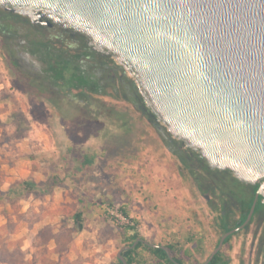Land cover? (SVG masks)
Listing matches in <instances>:
<instances>
[{
  "label": "water",
  "instance_id": "water-1",
  "mask_svg": "<svg viewBox=\"0 0 264 264\" xmlns=\"http://www.w3.org/2000/svg\"><path fill=\"white\" fill-rule=\"evenodd\" d=\"M8 9L55 19L88 34L136 70L149 106L169 132L210 166L241 181L264 179V0H0ZM264 181L247 219L252 220ZM202 264L224 248L227 237ZM118 257L128 264L122 252ZM145 242L150 243L148 240ZM172 258L170 249L163 244Z\"/></svg>",
  "mask_w": 264,
  "mask_h": 264
},
{
  "label": "rangeland",
  "instance_id": "rangeland-1",
  "mask_svg": "<svg viewBox=\"0 0 264 264\" xmlns=\"http://www.w3.org/2000/svg\"><path fill=\"white\" fill-rule=\"evenodd\" d=\"M2 15V18L6 19L4 11ZM10 20L14 21L13 29L9 30L7 37L0 36V191H5L16 179L45 178V172L53 167L52 161H60L63 149L68 143L63 133L66 132L69 143L76 145L86 128L99 125L91 122L94 110L83 106L72 108L71 103L81 99L78 90L71 93L74 100L61 101L58 95L54 94L57 90L51 87L59 81L52 77L50 72L41 73L42 76L40 73L35 74L33 70L26 68L21 60L13 61L8 55L9 44H14L21 51H26L28 43L38 40L54 41L57 46L60 38L56 36L60 31L42 26L32 27L30 22L21 16ZM66 38L69 49L79 48L75 39L69 36ZM70 70L68 71L71 72ZM108 92L106 95L93 93V96L105 110L130 117V140L126 141L122 136L116 138L113 153L104 163L103 169L91 176L81 187L79 181L69 179L50 195L30 196L17 199L13 203L6 199L0 200V247H3V240L7 244L11 239V246H14L13 243L20 244L25 251V264H50V259H58L56 254L50 252L44 256L46 251L35 248L32 244L33 238L46 225L53 226L55 231L73 227V215L79 208L86 212V229L73 234L75 239L69 251L59 258V264H116L118 251L123 246L120 227L130 223L121 212L122 206L126 204L128 210L132 206L140 209L142 203L150 196V175L146 171L141 172L139 166L126 165V161L141 160L144 163L148 161V152L162 153L163 158H167L170 171L181 175L184 187L190 189L195 206L189 211L192 214L196 212L197 217H203L202 221L209 223L210 227L212 224L217 226L215 242L221 237L222 232L218 226L222 214L221 206L217 205L216 209L210 207L207 196L196 187L189 169L164 141L163 136L168 135V128L161 123L167 130L161 133L154 123L142 116L121 94L112 88H109ZM20 131L25 133L24 137L18 135ZM76 132H79L77 136ZM124 141L125 144L121 145ZM192 167L195 168L196 163H193ZM126 170H131V173L138 171V179L125 178ZM132 186L141 195L140 202L135 198H128L127 194L123 193V189L128 193ZM104 191H108L110 195L103 196ZM112 198L115 203L111 204ZM148 208L155 212L158 205L153 203ZM129 212L138 220L137 228L144 234L140 218L132 210ZM8 216L12 221L18 222L19 228L14 234H8L2 227L8 222ZM255 227V224L250 225L249 245L253 243L251 233ZM143 234L144 238H150L148 234ZM255 243L258 244L259 239H256ZM54 246V241L48 244L49 249ZM237 249L234 251L227 247L226 253L231 258V264H251L249 246L243 250L239 247ZM206 258L205 255L201 256L194 263H203ZM0 264H3L1 259Z\"/></svg>",
  "mask_w": 264,
  "mask_h": 264
},
{
  "label": "trees",
  "instance_id": "trees-1",
  "mask_svg": "<svg viewBox=\"0 0 264 264\" xmlns=\"http://www.w3.org/2000/svg\"><path fill=\"white\" fill-rule=\"evenodd\" d=\"M5 15V18L8 19L18 17V15L10 12L5 13ZM78 77L79 80L82 79V77ZM75 78H77L76 73L73 72V75L70 77L72 83ZM89 87L90 89L88 91L84 89L81 91L79 94L81 99L71 103V106L75 109L78 106H83L94 110L92 112L91 122L94 121L99 123V125L86 128L81 135L80 142H76V145L75 143H69L70 141L67 138L66 132L63 133L68 143L63 149L60 161H52L53 167L50 171L45 172V178L40 180L33 178L16 179L5 191H0V200L6 199V201L9 200L13 203L17 199L30 196L43 197L50 195L53 194L58 186L65 185L69 179L76 182L79 181L78 183L81 187L91 176L98 174V171L103 169L104 163L106 160H109V157L113 153V144L116 138L122 136L126 141L130 140V117L126 118V114L113 113L105 110L100 101L93 96V93L100 94V86L94 83L92 85L90 84ZM17 131H19V127ZM77 134L79 132H76V136ZM169 134L171 135V133ZM18 135L24 137L25 133L20 131ZM164 136L166 135L164 134ZM164 136L163 139L167 143V139ZM126 141L122 142L121 145L125 144ZM168 146L173 152L179 155L182 161L187 162L185 153L179 151L177 147L174 149L169 144ZM201 155L200 158L204 162V171L215 183L220 185L219 187L224 194L225 192L227 193V198L221 206L222 211H226V214H221V221L218 224L223 234L233 228L229 226L228 216L230 212L236 210L237 204H239L241 213L240 219L235 223V227L241 225L247 219L255 198V193L259 189V184L248 185V182L241 181L236 177L232 170L210 166L206 158ZM126 159H129V157H126ZM191 170L194 175H200L197 169ZM110 202L111 204L115 203L113 198ZM263 206L264 203L259 201L256 210ZM121 212L130 220V223L120 227L123 235L122 245L132 246L139 239L135 247H130L122 252L128 264H146V257L149 256L153 258L152 264H202L187 262L183 257L178 255L175 247L171 244H166V246L170 249L172 258L164 248L152 245L151 243L153 242L150 241V243L145 242L146 239L137 228L138 220L130 214L126 204L122 206ZM73 218V227L55 231L53 226L46 225L34 236L32 244L35 248L44 249L46 251L43 253L44 256L47 255V252L54 253L58 256L57 260L52 261L50 259V264H59V258H62L69 251L75 239L73 234L80 233L84 229V209L79 208L73 215ZM2 227L8 231V234H14L18 231L19 225L18 222L12 221L8 216V222ZM232 236L227 237L224 244L226 247L219 251L207 264H231V258L227 255L226 250ZM51 241L55 243L53 249H49L48 247ZM10 242H12L11 239L5 244L3 240V247H0V254H2L0 256L1 262L3 264H25V251H23L22 246L17 243H13L14 246H11ZM116 264H124L118 255Z\"/></svg>",
  "mask_w": 264,
  "mask_h": 264
},
{
  "label": "flooded vegetation",
  "instance_id": "flooded-vegetation-1",
  "mask_svg": "<svg viewBox=\"0 0 264 264\" xmlns=\"http://www.w3.org/2000/svg\"><path fill=\"white\" fill-rule=\"evenodd\" d=\"M3 11L5 13L10 12L16 14L19 17H25L32 27L42 26L49 29L55 28L60 31L57 34L58 36H56L57 38H60V42L57 43V46L54 45V41L47 42L38 40L34 43H28L29 45L28 48L25 49L26 51L19 50L14 44H9L7 50L9 57L13 61L19 62L21 60L22 64L26 68L33 70L35 74L39 75L40 73L41 75V73L47 74L50 72L52 77L59 81L57 82V85L51 87L57 90V92L54 90V94L58 95L61 101L74 100L71 97V93L78 90L77 92L80 94L83 89L88 91L90 89V84H98L100 86L101 95L108 94V89L112 88L116 93L121 94L127 99L128 102L132 103L133 107L140 111L142 116L147 117L149 121L154 123L157 130L161 133L165 132V125H161V123H164L159 119L157 113H155L149 106L146 93H144L138 83L136 70L129 64L120 62L116 58L114 52L107 48L97 46L86 32L71 26L67 22L55 19L51 16V13L44 8H37L34 10L37 14V18L33 20L29 16L0 5L1 37H7L9 30L13 29L14 26V21L10 20L13 18H2ZM68 36L75 39L79 46L77 50H72L67 47L65 41ZM6 39L9 40L8 38ZM71 66L72 69L70 70ZM73 72L76 73L77 78H75L72 83L70 77L73 75ZM78 76L82 77L83 80H79ZM45 83L48 84L47 82ZM164 137H166V141L170 147L174 149L177 147L179 151L185 153L187 162L183 161L185 164L184 166L189 169L191 176L194 178L196 187L207 196V199L210 202V207L216 209L217 205L222 206L224 200L227 198V193L225 192L224 194L219 187L220 185L215 183L204 171V162L200 158V151L186 145L185 141L172 134ZM193 163H196L195 168L192 167ZM191 169H197L200 175H194ZM263 181L264 179L256 184H259L260 187ZM248 185L255 184L248 183ZM262 200L263 196L260 195L258 202ZM222 213L225 215L226 211L223 210ZM240 213L239 204L236 205V210L234 212L232 211L229 213V226L233 227L230 231L235 230L231 235L234 236L240 232H244L245 235H250V225L255 224V230L251 233L253 243H251L250 246L249 258L251 264H253V262L255 264L264 262V206L255 210L251 222L247 225L248 227L246 226L247 229L244 227L237 230V228L243 223L235 227V223L240 219ZM248 237L246 235V239ZM256 239H259L258 244H254Z\"/></svg>",
  "mask_w": 264,
  "mask_h": 264
},
{
  "label": "crops",
  "instance_id": "crops-1",
  "mask_svg": "<svg viewBox=\"0 0 264 264\" xmlns=\"http://www.w3.org/2000/svg\"><path fill=\"white\" fill-rule=\"evenodd\" d=\"M146 155H148V161L146 160L144 163L141 160L139 162L126 161V165L139 166L141 172L146 171L150 175V180L148 179L150 196L142 203L140 209H137L136 206L129 208L142 221L141 230L145 232L142 234L150 236L149 239H145L157 244L173 245L178 255L189 263L197 261L204 255L208 258L218 243V241L215 242L217 226L212 224L210 227L209 223L202 221L203 217H197L196 212L192 214L189 211L193 210L195 206L190 189L184 187L181 175L170 171L167 158H163L162 153L148 152ZM137 174H139L138 171L131 173V170H126L124 172L125 178L127 177L129 180L136 179ZM123 193H126L128 198H135L139 202L142 200L134 186L130 190L128 189V193L123 189ZM106 194H109L108 191L103 192V196ZM153 203L155 206L158 205V210L155 212L148 208ZM85 215L84 211V217ZM84 228L86 229L85 222ZM246 235L244 232L234 235L228 243V248H232L234 251H237L238 247L241 250L248 246L250 248V239L248 237L247 240ZM146 259V264H152V257L149 256Z\"/></svg>",
  "mask_w": 264,
  "mask_h": 264
},
{
  "label": "built area",
  "instance_id": "built-area-1",
  "mask_svg": "<svg viewBox=\"0 0 264 264\" xmlns=\"http://www.w3.org/2000/svg\"><path fill=\"white\" fill-rule=\"evenodd\" d=\"M125 217V216H124Z\"/></svg>",
  "mask_w": 264,
  "mask_h": 264
}]
</instances>
